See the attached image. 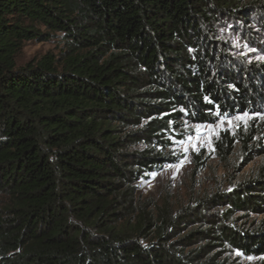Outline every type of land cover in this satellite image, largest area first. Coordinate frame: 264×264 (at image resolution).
<instances>
[{
	"label": "trees",
	"instance_id": "obj_1",
	"mask_svg": "<svg viewBox=\"0 0 264 264\" xmlns=\"http://www.w3.org/2000/svg\"><path fill=\"white\" fill-rule=\"evenodd\" d=\"M255 27L264 0H0V264H264V221L231 223L264 213V171L193 216L138 195L194 126L264 112V62L226 33L259 46ZM50 36L57 54L18 64ZM251 129L214 145L246 157Z\"/></svg>",
	"mask_w": 264,
	"mask_h": 264
},
{
	"label": "rangeland",
	"instance_id": "obj_2",
	"mask_svg": "<svg viewBox=\"0 0 264 264\" xmlns=\"http://www.w3.org/2000/svg\"><path fill=\"white\" fill-rule=\"evenodd\" d=\"M253 30L264 32L259 27H255ZM226 33L233 40L232 53L243 57L249 63L264 62V46H262L264 38L256 35L260 37L258 46V44H254L252 36L244 38V36L235 35L229 28L226 29ZM62 41L57 36H50V40L28 41L18 58V64L23 65L32 60L38 61L48 52L57 54L64 46ZM245 114H247L245 119H237V117H244ZM197 128H199V133ZM249 128L253 135V140L250 142L253 151L246 157L241 152L240 142L235 144L234 150L229 154H225L215 147L214 142L220 138L221 133L229 132L231 135H239L240 132L250 131ZM178 145L185 153V158L178 164L165 166L156 172L155 176L151 175L150 179L143 181L139 186L138 195L141 204L147 209L152 210L154 206L162 205L170 214H176L189 207L192 210L191 216H193L215 193L229 192L240 182L253 178L264 171V112L243 113L221 118L213 124L194 126L193 134ZM194 146L199 150H194ZM185 148H187V152H185ZM194 152L202 153L205 159L204 165L199 164L196 158L194 159ZM249 157L253 159L248 162ZM3 197L0 195V205L4 202ZM210 208L206 210V214L217 213V211L221 213L225 211L226 206ZM209 218L211 219V217ZM261 220L264 221V213H236L231 223L246 222L249 224L251 222L258 223ZM230 255L238 256L242 263H253L259 259L255 257L250 259L238 252L230 253Z\"/></svg>",
	"mask_w": 264,
	"mask_h": 264
},
{
	"label": "snow or ice",
	"instance_id": "obj_3",
	"mask_svg": "<svg viewBox=\"0 0 264 264\" xmlns=\"http://www.w3.org/2000/svg\"><path fill=\"white\" fill-rule=\"evenodd\" d=\"M246 117H247V114H245L244 117H237V119L243 120ZM221 123H223V121H221ZM229 124H231V121H229ZM197 132L199 133V128H197ZM189 140H191V138H189ZM209 143H210V141H209ZM194 150L198 151L199 149L198 148H195V146H194ZM213 151H214V149H213ZM185 152H187V148H185ZM152 175L155 176V173H153ZM250 259H251V257H250Z\"/></svg>",
	"mask_w": 264,
	"mask_h": 264
}]
</instances>
